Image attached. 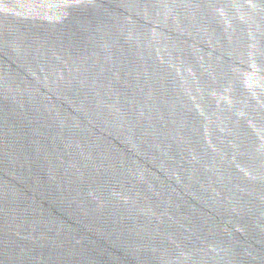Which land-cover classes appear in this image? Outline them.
Instances as JSON below:
<instances>
[{"label": "water", "instance_id": "1", "mask_svg": "<svg viewBox=\"0 0 264 264\" xmlns=\"http://www.w3.org/2000/svg\"><path fill=\"white\" fill-rule=\"evenodd\" d=\"M0 264H264V0H0Z\"/></svg>", "mask_w": 264, "mask_h": 264}]
</instances>
